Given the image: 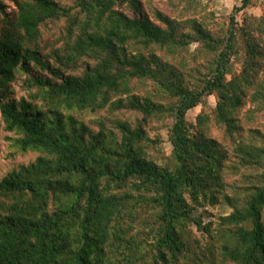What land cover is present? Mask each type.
Masks as SVG:
<instances>
[{"label": "trees", "instance_id": "obj_1", "mask_svg": "<svg viewBox=\"0 0 264 264\" xmlns=\"http://www.w3.org/2000/svg\"><path fill=\"white\" fill-rule=\"evenodd\" d=\"M11 1L12 18L0 0V117L18 154L39 156L0 180V264H205L190 245L192 227L214 242L219 264H264V146L256 143L264 133L255 125L264 115V15L236 21L252 0H240L218 36L194 15L156 12L154 22L138 0ZM61 22L67 51L56 67L39 39ZM197 58L206 65L191 72ZM80 60V74L60 69ZM23 74L28 96L12 100ZM210 96L212 113L188 123ZM104 109L141 118L98 122L97 132L76 119ZM168 118L171 154L157 165L145 127ZM216 206L231 211L215 225L195 215Z\"/></svg>", "mask_w": 264, "mask_h": 264}, {"label": "rangeland", "instance_id": "obj_2", "mask_svg": "<svg viewBox=\"0 0 264 264\" xmlns=\"http://www.w3.org/2000/svg\"><path fill=\"white\" fill-rule=\"evenodd\" d=\"M6 5V12L12 18L16 13L15 6L11 0H2ZM61 6H70L73 4V0H55ZM142 5V11L147 15V17L154 22L155 13L161 12L162 14L170 17L177 18L178 20L185 19L187 17H196L199 19L206 28L214 35L218 36L223 33L224 29L228 25L229 17L235 8L241 6L240 0H194L191 1L190 5L185 7L186 0H138ZM196 5L199 12L192 9ZM128 12V11H127ZM129 13V12H128ZM196 13V14H194ZM264 15V0H252V4L245 10H242L236 15V21L239 25H243L244 21L248 18H253L258 20ZM65 29L64 23L56 24L50 23L42 29L41 37L39 39V48L41 55L46 57V59L56 67H60L59 60L57 58L61 55L66 54V39L63 34ZM239 54L236 61L233 64V73L238 74L243 67L244 58V45L242 39L239 42ZM197 44H192L189 51L191 53L197 50ZM83 61L80 60L79 64L73 66L69 65L66 68H60L66 74H80L83 70ZM190 63V62H187ZM205 60L197 58L196 63L190 65L188 68L194 71L195 68L202 69L205 66ZM30 75L36 76L40 74V71L33 69ZM37 70V71H36ZM45 75V74H44ZM28 77L23 74L17 77L16 81L11 85L12 96L11 99L19 101L23 97L28 96V92L24 86V81ZM137 96L142 95V93H137ZM216 97L210 96L204 99L202 104L198 105L193 110L187 113V122L195 125L196 119L199 114H211L216 106ZM141 116L130 110H119L111 111L110 109H104L94 113L86 112L83 115H76V119L82 122L92 131L97 132L98 122H103L106 128H111L116 120L129 121L134 124ZM257 120H255V125L259 131L264 133V115H257ZM173 123L172 118L165 119L163 121H151L146 123L145 131L147 137L157 142L154 147L148 149V155L151 160H153L157 165H164L168 162L171 154V145L168 139L169 130ZM214 138L220 139V132L217 129L211 128L210 133ZM18 138L17 135L7 133L4 131V125L0 117V180L5 177L8 173L18 170L20 166L28 165L32 163L39 154L34 152H28L27 154H18L13 140ZM260 146H264V140H257L256 142ZM224 145H229L225 143ZM231 175V174H230ZM237 177L232 176L231 179H236ZM238 179V178H237ZM230 209L226 206L220 207H207L199 208L196 210V216H201L203 224L214 223L218 215H228ZM190 235L192 239L190 240V245L199 254L203 253L207 258L201 256L205 264H219L218 251L212 248V243L207 238V236L195 228H191ZM199 242L197 248L193 243V240ZM209 249H208V246Z\"/></svg>", "mask_w": 264, "mask_h": 264}]
</instances>
